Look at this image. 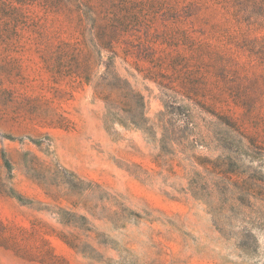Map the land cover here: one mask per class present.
<instances>
[{
  "label": "rangeland",
  "instance_id": "374dc122",
  "mask_svg": "<svg viewBox=\"0 0 264 264\" xmlns=\"http://www.w3.org/2000/svg\"><path fill=\"white\" fill-rule=\"evenodd\" d=\"M0 264H264V0H0Z\"/></svg>",
  "mask_w": 264,
  "mask_h": 264
}]
</instances>
